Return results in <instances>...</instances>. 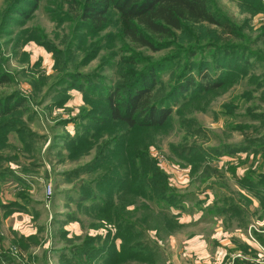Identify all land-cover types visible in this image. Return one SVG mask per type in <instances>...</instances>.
Returning <instances> with one entry per match:
<instances>
[{
    "label": "trees",
    "instance_id": "trees-1",
    "mask_svg": "<svg viewBox=\"0 0 264 264\" xmlns=\"http://www.w3.org/2000/svg\"><path fill=\"white\" fill-rule=\"evenodd\" d=\"M40 1L7 0L0 21V33L11 36V25L20 27L32 19L39 10ZM233 1L238 3L243 13H249L252 17L264 15V0ZM65 2L62 0L59 7L62 8ZM71 2L68 14L56 11L58 15L51 13L52 19L59 25L66 22L72 24V30L63 42L64 49H59L40 30L36 31V37L31 40L54 54L58 78L46 95L56 94L53 95V106H65L71 99L69 93L75 90L84 94L88 104L80 114L70 117L71 120L64 124H73L76 135L69 133L59 144H63V148L69 151L68 158L71 161H80L93 154L94 158L67 173L66 179H80V183L84 184L82 190L85 191L82 199L91 201L92 205L86 208L100 223L97 228L115 226L116 234L113 235V231L109 233L104 247L95 246L93 238H87L83 248H79L84 251L83 255L89 259V264L94 261L96 264H146L156 253V249H152L150 241L145 238L146 226L151 220L158 232H166L172 225L177 229L184 227L179 223L180 214L174 215L171 212L184 208V196L169 187L166 174L157 167L150 155L156 132L172 128L174 107L180 101L190 103L199 100L202 95L216 93L228 81H239L243 75L247 76L251 71L250 65L255 62L251 61L252 58L263 60L246 46L247 38L243 43H236L239 37H246L245 28L249 21H244V24L234 21L223 12L216 0ZM74 8L73 13L71 10ZM115 24L119 28L112 26ZM108 28H116V33L102 35ZM108 46L112 50L118 46L119 50L112 55L107 53L96 72L84 74L79 71L80 67L97 59ZM170 48L175 50L159 59L146 54ZM77 51L83 55L79 61L75 57ZM202 55V61H196ZM114 65L118 71V81L109 85L103 71ZM195 71L198 76L202 74L199 76L201 81L196 79ZM166 73L173 74L174 84L169 92L161 93L162 78ZM11 80V75L0 68V88L8 85ZM258 84L257 87H261V83ZM27 105V98L18 92L6 97L0 96V150L10 147V136L14 134L22 143L23 152L32 153L37 134L25 121L29 111ZM252 116L254 119L260 118L264 127V112ZM186 122H181V125ZM252 128L247 125L234 128L243 136L246 135V139L239 145H226L222 150L212 149L213 153H207L197 145H172L171 152L178 156L193 151L192 156L185 158L193 164L192 176L196 177L200 173L204 174V180L210 179L212 173L217 172V167L209 162H214V157L209 158L211 154L219 155L220 159L228 156L235 158L241 152L247 153L251 148H259L261 145L264 152V136L250 137L248 132ZM186 130L190 135V129ZM104 135H107L106 138ZM222 151L226 154H221ZM254 151L257 152V148ZM228 169L238 188L239 197L221 198L217 194L208 212L215 209L227 219H245L244 215L247 218L240 201L248 205L253 201L244 191L259 201L261 210L258 209L257 213L264 219V173L250 169L238 177L236 166ZM84 175H93V178L84 179ZM9 176L22 180L13 170H0V209L5 219L14 214L16 208L22 209L18 203L1 200V186ZM215 185L209 188L213 189ZM21 196L25 198V195ZM256 239L264 246V236L256 234ZM3 240L0 234V264H17L11 250L5 249ZM117 241H121L119 249ZM32 245H40L36 236H16L12 242L13 247L24 252H29ZM239 247L246 249V246L240 244ZM66 253L60 251L58 254Z\"/></svg>",
    "mask_w": 264,
    "mask_h": 264
},
{
    "label": "rangeland",
    "instance_id": "rangeland-1",
    "mask_svg": "<svg viewBox=\"0 0 264 264\" xmlns=\"http://www.w3.org/2000/svg\"><path fill=\"white\" fill-rule=\"evenodd\" d=\"M216 1L223 12L234 21L241 24L249 21L245 28L246 37H239L236 43H243L247 38L246 46L255 51L263 61L252 58L251 61L255 62L250 65L251 71L247 76L243 75V79L239 81H228L216 93L202 95L199 100L190 103L180 101L174 107L172 128L156 132L150 155L157 167L166 174L169 187L184 196V208L171 212L174 215L180 214L179 223L185 227L177 229L172 225L168 231L158 232L151 220L146 226L145 238L150 241L152 249H156V253L146 264H264V246L251 238L256 239V234L264 236V219L257 213L258 209L261 210L257 199L243 191L253 201L250 205L240 201L244 213L248 215L247 218L244 215L245 219H227L215 209L212 212L207 210L215 203L217 194L221 198L233 196L238 199V188L228 169L230 166L237 167L238 177H242L250 169L264 173L262 145L251 148L247 153L241 152L235 158L228 156L220 159L219 155L211 154L209 158L214 157V162H209L217 167V172H211V178L205 180L202 178L204 174L197 173L196 177L192 176L193 164L185 158L192 156L193 151H186L178 156L171 152L172 145H197L203 147L207 153H213L212 149L222 150L226 145H239L246 139V135L243 136L234 128L243 125L253 127L248 132L250 137L264 136L261 119L251 118L252 115L259 116L264 112V15L252 17L249 13H243L238 3L233 0ZM61 2L62 0H41L39 10L32 19L20 27L11 25V36L0 33V68L12 78L8 85L0 88V96L6 97L18 92L27 98L29 111L25 115V121H28L32 131L37 134L32 155L23 152V145L14 134L10 136V147L0 150V170H13L22 178L20 181L9 176L2 183L3 187L1 186V200L18 203L22 207L16 208V212L6 219L0 209L3 245L6 250H11L17 264H89V259L83 255L84 251L80 250L86 244V239L93 238L95 246L104 247L109 233L113 231L112 234H116L115 226L97 228L100 223L87 209L92 205L91 201L82 199L85 191L82 190L84 184L80 183V179H66L67 173L94 158L93 154L80 161H71L68 158L69 151L63 148V144H59L69 133L76 135L73 124H64L71 120L70 117H76L82 109L87 108L84 94L79 90L72 91L69 93L71 99L65 106H53V95L56 94L46 95L58 78L54 54L31 40L36 37V31L40 30L59 49H64L63 42L72 30V24L66 22L59 25L52 19L51 13L68 14L72 2L66 0L62 8L59 7ZM6 3L7 0H0V21ZM71 11L74 13L75 8ZM112 26L119 28L117 24ZM74 27L73 25V29ZM111 32L116 33V28H108L102 35ZM118 50V46L115 50L108 46L97 59L85 67H80L79 71L84 74L96 72L103 57ZM174 50L175 48H170L146 54L153 59H159ZM82 56L79 51L75 53L77 61ZM203 56H199L196 61L201 62ZM73 69L72 64L71 70ZM195 72L196 79L201 81L202 74L199 77L197 71ZM103 74L109 85L118 81L115 65L106 68ZM172 75H163L161 93H167L172 88ZM213 77L216 79V76ZM258 83H261L259 88ZM251 113L253 114L249 115ZM183 121L190 124L186 122L181 125ZM186 129H190V135ZM255 148L259 153L254 151ZM221 154L226 152L222 151ZM82 178L91 179L93 175H84ZM213 184H216L215 188L210 189ZM16 236H36L40 245H32L29 252L21 251L12 246ZM239 244L246 246V249H241ZM120 245L121 241H117L118 249ZM60 251L67 253L58 254Z\"/></svg>",
    "mask_w": 264,
    "mask_h": 264
},
{
    "label": "built area",
    "instance_id": "built-area-1",
    "mask_svg": "<svg viewBox=\"0 0 264 264\" xmlns=\"http://www.w3.org/2000/svg\"><path fill=\"white\" fill-rule=\"evenodd\" d=\"M255 242H256V239L251 237ZM258 243V242H257ZM260 254V253H259ZM262 254H264V250H262Z\"/></svg>",
    "mask_w": 264,
    "mask_h": 264
},
{
    "label": "crops",
    "instance_id": "crops-1",
    "mask_svg": "<svg viewBox=\"0 0 264 264\" xmlns=\"http://www.w3.org/2000/svg\"><path fill=\"white\" fill-rule=\"evenodd\" d=\"M184 227H185V225H184ZM184 227H183V228H184Z\"/></svg>",
    "mask_w": 264,
    "mask_h": 264
}]
</instances>
